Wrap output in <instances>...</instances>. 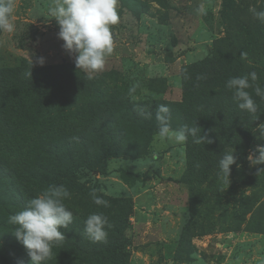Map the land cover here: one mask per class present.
Listing matches in <instances>:
<instances>
[{"label":"rangeland","instance_id":"374dc122","mask_svg":"<svg viewBox=\"0 0 264 264\" xmlns=\"http://www.w3.org/2000/svg\"><path fill=\"white\" fill-rule=\"evenodd\" d=\"M52 3L16 0V30L0 32V70L15 71L0 83V264H32L8 217L50 184L69 190L74 219L45 264H264V165L248 160L264 144V75L247 89L254 114L225 87L264 68V22L251 11L264 0H118L114 51L96 73L63 49ZM161 104L196 137L155 142ZM97 212L109 226L93 242L84 221Z\"/></svg>","mask_w":264,"mask_h":264},{"label":"clouds","instance_id":"9594fccd","mask_svg":"<svg viewBox=\"0 0 264 264\" xmlns=\"http://www.w3.org/2000/svg\"><path fill=\"white\" fill-rule=\"evenodd\" d=\"M117 6L118 0H53L48 15L57 22L58 39L63 41V49L74 57L78 70L96 73L105 68L107 57L114 51L112 26L120 21ZM15 9L16 0H0V32L13 33L16 30L13 21ZM196 11L198 14H205V6L199 5ZM251 11L256 18L264 22V10ZM243 55L245 54L242 53ZM32 63L31 60V65ZM36 63L42 66L44 58H37ZM257 79L255 71L227 79L225 87L231 91L232 98L240 110L252 114L257 112V104L252 94L247 91L253 88L250 81L255 82ZM254 93L264 99V88L258 84L254 87ZM141 115L145 113L141 112ZM147 115L150 116L151 113ZM155 119L158 122L155 142L171 141L182 144L187 141L189 135L196 137L200 130L196 125H183L179 129H173L170 124V110L163 104L157 106ZM257 128L260 135L264 136V123L259 124ZM204 139L200 135L197 142ZM248 160L253 166L264 165V144L257 145ZM235 163L234 152L223 153L219 159V171L228 180L230 168ZM257 171L264 172V169ZM70 195L63 184H50L39 195L29 199L20 211L8 217V222L15 226L13 234L26 249L32 264H45L52 258L53 246L64 240L65 235L61 229L68 228L74 219L73 212L64 203ZM92 197L97 206L108 207V201L97 196L95 190ZM107 226L109 225L106 216L98 212L92 213L84 221V232L93 242L104 241L107 237Z\"/></svg>","mask_w":264,"mask_h":264},{"label":"trees","instance_id":"16d2710c","mask_svg":"<svg viewBox=\"0 0 264 264\" xmlns=\"http://www.w3.org/2000/svg\"><path fill=\"white\" fill-rule=\"evenodd\" d=\"M237 60L240 62H242V54H240L239 52H237V54H235ZM246 69L248 72H252L255 71L258 74L264 75V68L257 66V65H251L248 66L247 68H243ZM15 77V71L8 69V70H0V83H4V85L11 79ZM3 86V85H2ZM2 86L0 87V89L2 88ZM3 128L0 125V133L3 131ZM7 129L11 130L12 127H7Z\"/></svg>","mask_w":264,"mask_h":264}]
</instances>
